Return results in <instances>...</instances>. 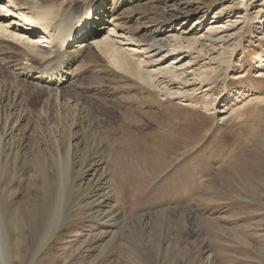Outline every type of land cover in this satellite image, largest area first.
I'll list each match as a JSON object with an SVG mask.
<instances>
[{
	"label": "rangeland",
	"instance_id": "rangeland-1",
	"mask_svg": "<svg viewBox=\"0 0 264 264\" xmlns=\"http://www.w3.org/2000/svg\"><path fill=\"white\" fill-rule=\"evenodd\" d=\"M244 1L136 0L119 7L123 24L143 46L164 23L199 38L197 51L188 57L175 53L167 62L186 70L185 81L171 85L173 91H186L181 97L144 88L135 78L111 71L94 49L79 58L86 71L57 92L39 87L32 78L27 84L17 82L0 64V81L20 87L12 120L14 92L0 104V167L10 174L0 182L5 264H264V77H259L264 12L253 23L254 34L243 35L248 22ZM248 3L249 13L264 9V0ZM135 12L136 17H126ZM100 21L103 27L105 21ZM170 49L146 56L168 57ZM233 49V69L212 60ZM211 102L219 114L208 110ZM8 126L15 134L5 138ZM81 172L83 187L96 181L104 188L92 202L108 200L113 220L102 222L92 215L98 211L88 205L90 195L83 190L73 193L68 214H63L65 197H70L66 186ZM3 191L11 194L7 203ZM52 208V226H40L35 237L21 224L4 226V218L15 216L29 226ZM57 220L61 227L55 230ZM36 241L43 247L31 259ZM17 243L21 256L14 250Z\"/></svg>",
	"mask_w": 264,
	"mask_h": 264
},
{
	"label": "bare ground",
	"instance_id": "bare-ground-1",
	"mask_svg": "<svg viewBox=\"0 0 264 264\" xmlns=\"http://www.w3.org/2000/svg\"><path fill=\"white\" fill-rule=\"evenodd\" d=\"M128 1L134 2L136 0H0V64L4 63L5 67L7 66L6 68L10 70V73L13 74L15 78H17V82L18 79H22L26 81L25 84H27V81L32 78L33 81H35L34 83H36V85H38L39 87L40 85L47 88L55 87L57 92L59 90L58 87L61 84L69 82L74 77L82 75L86 71L87 68L78 65L79 58L86 49H89V51L94 49L101 53V58H105L111 71L112 69H115L117 71L125 73V76L129 75L132 78H135L136 80L141 82L140 84L144 88H148L150 90L152 89L153 91L163 90L165 91V93H167V95H174V97L176 95H180L181 97V95L186 91L184 92L182 91V89L173 91L171 85L177 84L178 81H185L183 75L186 70L179 71L176 67H174V64H167V62L170 57L176 55L175 53H178V55L186 54V56L188 57L197 49V44L201 41L199 40V38H189L187 35H184L183 32L181 33L178 28L174 27L176 25L175 23H171L166 26L164 23L161 26L153 29L152 37L150 39H147L148 44L143 46V44L141 43L143 40L139 39L138 35L131 28L123 24V20H121L122 17L117 13L119 7ZM77 5H80L79 10L75 9ZM244 6H246L247 8L246 15L248 16V22L243 26L242 34H254L253 23L255 20L262 19L263 15L261 14V12H264V9L261 8L255 14H252L248 12L250 6L248 0L244 1ZM136 15L137 12L126 17H128V19H131L136 17ZM105 16L109 17L110 19H106ZM142 17L143 16L141 14L140 18ZM98 21H105L103 23V27L98 25ZM94 24H96V26H93ZM35 26H37L38 28L34 29ZM261 28H263L264 37V24L261 26ZM71 37H73L72 41L66 42V40ZM51 38H55V42L49 45L46 44V42H48ZM170 38H172L173 44H171L172 42L169 41ZM126 44H128L129 46H126ZM201 45L203 46L204 43H201ZM239 46H241V43L239 44ZM170 47L172 49H170L169 51L170 53L173 52V54L169 53L168 57L166 54L161 59H156V55L148 57L146 56L150 52L157 53L163 51L165 48ZM234 51L235 49H233V51L227 55L220 53L216 58H212V60L214 59L215 61L222 63L223 66L226 65L225 68L229 71L233 69L232 64ZM178 55L176 56L177 60L180 57ZM96 57L98 56L96 55ZM54 75H56V78H52ZM202 75L203 74H201V76ZM259 77H264V68L263 71L259 74ZM202 78L203 79L201 82H206V76L203 75ZM1 84L2 89H0V104H3L5 100L8 99L10 90L15 94L13 95L14 97L12 96L13 98H15V101L11 99V102L9 103V109L11 110L10 120H12L14 115H16V108L19 106L18 100L20 92L18 93V89L20 87L16 88L14 84H9L4 80L0 81V85ZM161 85L163 86L161 87ZM261 101L264 102V96L261 98ZM212 105L213 107L211 108L209 106L210 109L208 110H212V112L214 111V113L219 114L220 111L214 107V103H212ZM18 109H20V107ZM221 113H225V110H222ZM22 115H19L21 117H18V119H23ZM18 119H16L17 123ZM222 119L225 120L224 115H222L221 120ZM7 120L10 122L9 118ZM3 134L5 138L9 136L12 137V135L15 134L13 133V127L11 128L10 126H8V129ZM169 150H173V145H170ZM40 165L42 167V164H39V166ZM7 170L6 167L4 168L1 165L0 175L3 174L4 177L0 178V182L2 181V179L7 180L10 178L9 171ZM84 178L85 174H82L81 172L80 176L71 178V185L69 187L66 186V192L70 193V197L69 199L68 197H65V203L63 202V207L61 209L64 212L63 214H66L68 212L70 204H72L71 198L73 196V193H76L77 190H83L85 191L84 193L86 195H90L87 202L88 205L90 204L92 205V207L95 206L94 211H98L93 212L92 215H95L96 217L98 216L99 220H102V222L106 221L107 219L113 220L114 217L113 219L108 218L110 217V213H112L111 209H107L109 203L108 200L98 203L96 201L92 202V200L96 199L98 194L104 188H102V186H100L96 181L94 183L88 182L85 187H83ZM60 184V186H63L61 182ZM48 188L49 187H47V189ZM53 188L55 189V187ZM45 194H49L47 190L45 191L44 195ZM51 195L52 194H50V196ZM59 195L61 194L58 191V193L56 194L57 198H55L58 199V203H61L63 201H61V199L63 198L61 196L59 197ZM9 196H11V194L8 195V193L6 194V192L3 191V196L1 198L5 197V202L7 203ZM49 201L50 200L48 198H45L44 204L48 205ZM54 202L57 203V201ZM105 204L107 206H104ZM59 205L61 206L62 204ZM56 207H58V205H56ZM54 212L56 211L52 208L51 212L49 211L47 214L45 212L41 213L36 222H34L33 220L34 223L31 222L29 226H26L27 221L25 220H20V222H18V216H15L12 219L4 218V226L7 229H11L10 227L21 224L27 227V229H31V233L33 237H35L36 234H38L37 232L40 226H49L50 229V226H52L53 224L52 221L55 218ZM58 212L59 210L57 209V214ZM106 212L107 214L105 215ZM2 216L7 217L6 212ZM57 221H55L53 225V229L55 230L61 227V223ZM0 222L3 221H1L0 219ZM1 225L0 229H3L4 227L2 228L3 225ZM52 235L53 234H51L50 236L44 235V237L46 236V238L44 241H42V244L46 245V243H48L52 238ZM36 238H38V235ZM34 240L35 239H33V241ZM42 244H38L37 241L35 242L34 247L32 248L34 250L33 252H31V259H34L35 256L40 253L43 247ZM14 250L16 251L18 256H21L22 250L20 243L14 245ZM4 252V249L0 245V264H5ZM14 260L15 262H17V257Z\"/></svg>",
	"mask_w": 264,
	"mask_h": 264
}]
</instances>
